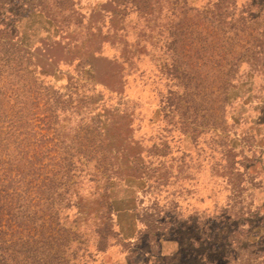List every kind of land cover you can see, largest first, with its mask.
Wrapping results in <instances>:
<instances>
[{
  "label": "rangeland",
  "instance_id": "rangeland-1",
  "mask_svg": "<svg viewBox=\"0 0 264 264\" xmlns=\"http://www.w3.org/2000/svg\"><path fill=\"white\" fill-rule=\"evenodd\" d=\"M0 224V264H264V0H0Z\"/></svg>",
  "mask_w": 264,
  "mask_h": 264
},
{
  "label": "trees",
  "instance_id": "trees-1",
  "mask_svg": "<svg viewBox=\"0 0 264 264\" xmlns=\"http://www.w3.org/2000/svg\"><path fill=\"white\" fill-rule=\"evenodd\" d=\"M27 164H28V162H27ZM31 165L32 166H34V164L33 163H31ZM13 170H10L9 172H12ZM22 174H21V172L19 171V170H17V171H15V177H17V178H21L22 176H21ZM111 178H113V177H111ZM9 179V178H8ZM36 181V179L35 178H31V181H30V183L31 182H35ZM65 183H66V181H65ZM100 218V220H102V218L101 217H99ZM103 226V231L104 232H106V233H108L109 232V225L107 224V223H105V224H101V227ZM5 225H2V224H0V231H3L4 229H5ZM107 228H108V230H107ZM98 234H100L99 235V241H100V246L97 248V250H99V251H103V249H105V242H107V238H106V241H105V235L103 236L102 234H101V232H99ZM107 237V236H106Z\"/></svg>",
  "mask_w": 264,
  "mask_h": 264
}]
</instances>
